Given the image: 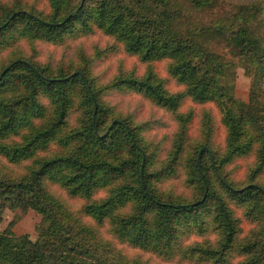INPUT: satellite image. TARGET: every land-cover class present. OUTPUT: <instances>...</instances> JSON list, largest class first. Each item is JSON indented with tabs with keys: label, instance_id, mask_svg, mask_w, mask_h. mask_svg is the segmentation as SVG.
I'll list each match as a JSON object with an SVG mask.
<instances>
[{
	"label": "trees",
	"instance_id": "1",
	"mask_svg": "<svg viewBox=\"0 0 264 264\" xmlns=\"http://www.w3.org/2000/svg\"><path fill=\"white\" fill-rule=\"evenodd\" d=\"M43 1L47 14L0 1V158L24 167L16 174L0 161V223L6 209L38 216L33 238L14 234L16 220L0 231V264H149L103 240L80 215L164 261L264 264V0ZM95 30L114 45L92 55L79 48L55 65L38 60L37 43L63 46ZM115 45L144 73L118 70L102 84L92 67ZM156 62L180 90L166 88ZM238 68L251 77L247 101L235 96ZM116 92L171 116L176 132L162 159L142 136L146 124L108 103ZM185 100L215 105L222 150L212 143L209 110L191 140ZM249 156L246 182L236 185L226 167ZM179 171L191 200L159 187ZM48 184L81 200L79 214ZM235 209L251 226L244 236Z\"/></svg>",
	"mask_w": 264,
	"mask_h": 264
},
{
	"label": "rangeland",
	"instance_id": "2",
	"mask_svg": "<svg viewBox=\"0 0 264 264\" xmlns=\"http://www.w3.org/2000/svg\"><path fill=\"white\" fill-rule=\"evenodd\" d=\"M2 2L10 3L12 0H0ZM29 5H33L38 11L45 14L49 12V8L43 0H22ZM114 45V42L103 35L100 31L95 32L85 38L75 41H69L63 46H54L51 44L37 43L38 60L41 63H49L55 65L59 61H65L75 54L76 50L82 48L88 55H92L94 50H105L107 47ZM23 49L27 52L28 48L25 44H22ZM117 49L112 52H105L104 57L97 60L93 67L92 72L98 78L100 83L104 84L109 81L118 70L129 71L134 70L135 73L141 76L144 73V66L141 65L135 57L126 54L121 46L115 45ZM154 69L157 75L166 81V88L171 92L180 90V87L167 75L165 70V62H156ZM251 77L244 73L241 68L236 70V82H235V96L242 100L247 101L249 86ZM108 103L114 106L115 109L123 116L130 115L134 123L146 124L145 130L142 133L143 138L146 141L151 142L158 149V158L162 159L167 151L170 149L173 135L176 132V124L169 114L163 110L150 105V103L143 99L141 96L132 93H112L107 98ZM191 109L194 113L192 122L189 126V137L191 140L198 137L199 121L201 110H209L214 120V132L212 136V143L218 149H223L225 145V130L220 123L219 113L214 104H206L199 106L191 103L189 100H185L181 111L185 112ZM0 161L4 163L8 169L16 174H23V166L9 165L4 159L0 158ZM254 161L252 156L246 158H240L235 160L232 164L226 167L229 179L236 185L245 184L249 166ZM264 180V174L261 176ZM185 176L182 171H179L177 177L159 183V187L166 191L171 192L174 195H180L190 199V192L184 187ZM49 190L62 201L71 211L79 214L82 201L79 199H73L68 197L65 192L58 186L48 184ZM103 197V192H99L96 198ZM236 216L241 219V227L243 229L242 236L246 235L251 226L242 218L239 209H235ZM82 220L94 226L98 232V235L112 242L121 252L129 257L138 256L142 260L148 261L149 264H192L187 261L173 260L164 261L158 257L142 252L138 249L132 248L129 245L120 244L118 241L107 231V225L96 226L95 223L88 217L80 215ZM12 220H16L15 225L12 227V231L15 235L28 234L31 238L35 236L34 225L38 221V216L31 210L25 213L20 211L4 210L2 215V222L0 223V231L6 229ZM237 260L234 261L236 264Z\"/></svg>",
	"mask_w": 264,
	"mask_h": 264
},
{
	"label": "water",
	"instance_id": "3",
	"mask_svg": "<svg viewBox=\"0 0 264 264\" xmlns=\"http://www.w3.org/2000/svg\"><path fill=\"white\" fill-rule=\"evenodd\" d=\"M8 69V68H7ZM7 69H5V70H7ZM5 72V71H4ZM3 72V73H4ZM2 73V74H3ZM0 78H1V75H0ZM115 123V122H114ZM110 128L111 127H109V129H108V131L110 130ZM205 150V148H203V149H201L200 151H199V153H198V157H197V163H198V166L200 167V156H201V154H202V152ZM203 176V175H202ZM220 179H221V181L226 185V186H229L228 185V183L222 178V177H220ZM204 184H205V181H204ZM203 201V200H202ZM201 201V202H202Z\"/></svg>",
	"mask_w": 264,
	"mask_h": 264
}]
</instances>
